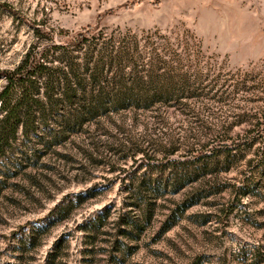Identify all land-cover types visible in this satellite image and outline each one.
Masks as SVG:
<instances>
[{
  "label": "rangeland",
  "instance_id": "1",
  "mask_svg": "<svg viewBox=\"0 0 264 264\" xmlns=\"http://www.w3.org/2000/svg\"><path fill=\"white\" fill-rule=\"evenodd\" d=\"M35 44L164 78L150 108L97 117L48 152L30 139L0 155V264H264V0H0V92ZM181 167L198 176L144 225L148 201L127 206L130 184Z\"/></svg>",
  "mask_w": 264,
  "mask_h": 264
},
{
  "label": "trees",
  "instance_id": "2",
  "mask_svg": "<svg viewBox=\"0 0 264 264\" xmlns=\"http://www.w3.org/2000/svg\"><path fill=\"white\" fill-rule=\"evenodd\" d=\"M43 31L36 28L38 41H52L50 33ZM92 35V27L85 28L72 44L81 45ZM102 44L109 46V42ZM39 46L35 44L18 67L3 72L6 84L0 92V155L11 149L17 140H21L25 150L30 139H35L44 147V152H48L63 143L68 132L84 127L97 117L125 109H147L158 101V96L151 92L161 90L158 82L164 76L154 77L155 69L151 64L135 65L126 76L125 59L121 56H114L105 63L103 59L93 60V54L87 51L85 64H78L66 53L68 48L64 45L52 44L43 50ZM104 47L100 50L102 54H105ZM30 164L26 163L25 168ZM172 174L156 184L143 179L127 189L132 190L127 206L139 208L144 198L148 201L144 225L151 221L157 200L163 198L168 189L180 191L198 176L185 167L174 169ZM92 196L91 193L79 194L76 200L58 206L53 211L56 215L53 221L65 219Z\"/></svg>",
  "mask_w": 264,
  "mask_h": 264
}]
</instances>
